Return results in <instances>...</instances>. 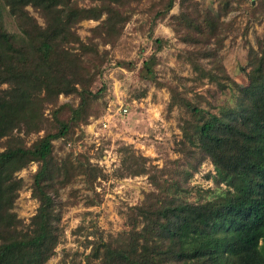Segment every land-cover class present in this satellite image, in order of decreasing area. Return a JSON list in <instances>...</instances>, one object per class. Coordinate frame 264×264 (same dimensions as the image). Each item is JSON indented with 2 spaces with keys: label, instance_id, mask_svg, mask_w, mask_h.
I'll use <instances>...</instances> for the list:
<instances>
[{
  "label": "trees",
  "instance_id": "obj_1",
  "mask_svg": "<svg viewBox=\"0 0 264 264\" xmlns=\"http://www.w3.org/2000/svg\"><path fill=\"white\" fill-rule=\"evenodd\" d=\"M142 1L0 0V264H49L65 242L64 209L81 200L100 204L96 183L107 175L89 151L76 155L74 148L91 119L105 113L99 100L108 86L97 83L110 53L100 46L116 47ZM246 2L248 33L253 22L264 24V0L255 6L219 0L215 10L197 0H151L144 11L150 33L170 17L187 46L179 59L192 70L190 77L175 76V83L159 81L157 54L169 43L161 38L140 69L141 79L169 91V111L184 112L182 138L175 143L181 157L161 170L124 147L119 177L147 176L154 190L127 206L116 234L104 233L97 222L79 226L84 251L66 254L60 264H264V33L241 66L246 86L232 79L219 56L233 31L225 18ZM177 4L179 13L170 16ZM87 21L98 25L84 40L78 28ZM207 85L206 95L199 94ZM206 161L214 167L207 176L214 189L199 190L192 200L191 180ZM32 164L37 169L30 189L38 208L27 224L16 203L26 186L19 173ZM79 182L93 191L91 197L73 188Z\"/></svg>",
  "mask_w": 264,
  "mask_h": 264
},
{
  "label": "rangeland",
  "instance_id": "obj_2",
  "mask_svg": "<svg viewBox=\"0 0 264 264\" xmlns=\"http://www.w3.org/2000/svg\"><path fill=\"white\" fill-rule=\"evenodd\" d=\"M204 9H216L219 0H197ZM252 5H256V0ZM151 0H143L138 6V12L127 23L123 34L114 49L110 46H100L102 52H109L110 59L105 65V75L97 83L98 88L102 83L108 86L105 97L100 101V108L104 110L103 117L91 119L92 123L86 126L84 139L77 143L74 153L87 152L91 162L104 169L107 178L98 180L96 191L99 195L100 204L87 206L86 200L73 207L64 209L62 224L65 228V242L59 246L57 256L49 264H60L68 253L84 251V235L77 234L79 226H89L96 223L106 234H116L124 227L123 216L127 206L139 204L145 194L154 190L147 176L119 177L121 169L122 149H133L137 155L149 158L148 163L164 169L173 166L174 161L181 155L175 151V143L182 138L179 125L184 112L178 108L169 111L171 96L166 88H158L155 83L140 78V69L143 63L156 52L154 40L157 38L168 40V45L157 54L160 57V65L157 67L159 81L175 83L176 77H190L192 70L190 65L179 59L184 55L187 46L179 41L170 26L169 18L159 22L150 33L151 17L144 11L150 6ZM249 2L244 3L240 9L232 12L225 18L233 23V31L225 38L223 47L219 49L221 62L228 73L242 86L248 84L246 74L241 71V66L247 63V54L250 47L257 48V39L264 33V24L253 22L248 33L245 29L251 20L247 15L246 8ZM31 12L34 14L32 9ZM179 13V5L171 11V15ZM37 16V14H34ZM7 28L16 31L15 22L8 15L5 17ZM148 22V23H147ZM249 22V23H248ZM97 22H83L78 28L79 34L84 40L90 35V29L96 27ZM132 64L133 69L126 68L122 64ZM212 88L207 85L199 89L198 93L206 95L205 90ZM193 99L194 94H191ZM71 97L63 98L69 101ZM78 101H76L77 103ZM205 104L203 103V106ZM128 107V113L123 115L120 108ZM49 116V111H46ZM108 120L109 127L104 129L101 121ZM36 138L31 136L29 143ZM79 144V145H78ZM59 148L60 142L56 143ZM72 146V145H71ZM70 146L66 149L68 152ZM72 150V149H71ZM64 155L61 151L59 156ZM37 169L32 164L28 169L19 173V177L26 180V186L21 191L20 198L16 203V212L19 217L29 223L36 213L38 202L33 199L31 174ZM209 173H214V167L210 161L203 163L201 170L191 180L192 200L208 189H214V182L207 178ZM80 194L91 197L93 191L87 188L83 182L73 186ZM71 187L63 194L62 200L68 198ZM89 251V250H88ZM87 251V252H88Z\"/></svg>",
  "mask_w": 264,
  "mask_h": 264
},
{
  "label": "built area",
  "instance_id": "obj_3",
  "mask_svg": "<svg viewBox=\"0 0 264 264\" xmlns=\"http://www.w3.org/2000/svg\"><path fill=\"white\" fill-rule=\"evenodd\" d=\"M120 112L123 114V115H126L128 113V107H124L122 106L120 108ZM109 121L108 120H104V121H101L100 124L102 125V127L104 129H107L109 127Z\"/></svg>",
  "mask_w": 264,
  "mask_h": 264
}]
</instances>
